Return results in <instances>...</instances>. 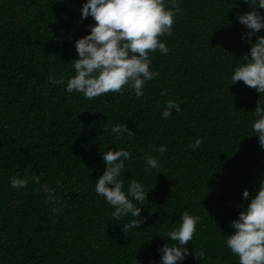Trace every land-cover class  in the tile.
I'll use <instances>...</instances> for the list:
<instances>
[{
    "label": "trees",
    "instance_id": "obj_1",
    "mask_svg": "<svg viewBox=\"0 0 264 264\" xmlns=\"http://www.w3.org/2000/svg\"><path fill=\"white\" fill-rule=\"evenodd\" d=\"M86 2L0 0V264H161L159 249L172 243L167 232L185 211L201 220L186 245L192 255L180 264H239L224 238L264 181V148L252 128L264 96L231 81L250 55L242 39L250 30L237 18L251 0H179L183 15L173 36L161 39L168 54L151 56L158 76L146 82L143 97L126 92L91 101L66 91L75 42L95 25L81 17ZM258 36L264 29L252 44ZM53 74L65 84L50 83ZM170 99L181 111L163 119ZM119 124L134 135L120 139L112 132ZM197 138L203 143L193 150ZM162 145L163 154L156 151ZM119 149L132 155L120 177L124 190L136 180L148 192L135 202L145 223L126 233L132 217L113 219L115 209L95 193L106 169L101 154ZM146 153L162 165L151 174ZM32 175L39 185L11 187L10 178ZM44 184L56 189L58 214ZM201 249L206 255L198 260Z\"/></svg>",
    "mask_w": 264,
    "mask_h": 264
},
{
    "label": "clouds",
    "instance_id": "obj_2",
    "mask_svg": "<svg viewBox=\"0 0 264 264\" xmlns=\"http://www.w3.org/2000/svg\"><path fill=\"white\" fill-rule=\"evenodd\" d=\"M243 3L249 5V0H243ZM251 4V10L237 18L239 24L250 30L242 34V39L251 45L250 55H245V63L234 68L231 81L232 85L243 82L262 97L264 36H258L254 44L251 39L264 29V15L257 11L264 10V0H251ZM178 15H183L179 0H87L83 4L81 17H91L95 25L90 26L89 35L75 42L78 58L71 61L75 75L67 80V93L82 94L89 101L106 94L122 96L126 92H133L137 98L143 97L146 82L158 76L157 72L151 70V56L157 51L163 55L168 54L169 49L161 39L173 36L175 18ZM48 80L54 85L65 84L63 75L57 79L53 74ZM173 110L179 113L181 108L174 99H170L161 113L162 118L169 119ZM254 113L258 119L252 128L255 136L259 138L260 146L264 148V102L261 99L258 100ZM112 132L117 133L120 139L124 138L123 134L128 137L134 135L125 124L114 126ZM202 143L203 140L197 138L189 147L195 150ZM156 151L163 154L167 151V146L162 145ZM101 155L106 169L95 183L96 195L104 198L115 209L112 212L113 219L120 220L129 215L132 217L123 225L124 233L139 228L146 218H140L142 209L135 202L143 203L148 192L136 180L130 181L126 192L124 181L120 178L126 168L125 162L132 158L131 152L119 149L109 150ZM144 159L147 165L146 174H151L152 169L162 167L148 153L144 155ZM29 180L40 184V177L36 175L23 179L12 177L11 187L25 188ZM41 187L46 193V202L54 205L52 213L58 214L60 208L55 205L60 202L55 198L56 189L47 184ZM40 190L41 188L36 189L37 192ZM249 197V191L244 190L243 198ZM180 220L178 227L167 232V238L172 243L159 249L162 253L161 264H180L187 256L192 255L186 245L192 243L201 217L185 211ZM230 227L235 230L234 234L224 240L231 253L238 257L239 264H264V181L260 183L257 195L239 213L238 219L232 221ZM205 255L202 249L195 252L198 260Z\"/></svg>",
    "mask_w": 264,
    "mask_h": 264
}]
</instances>
